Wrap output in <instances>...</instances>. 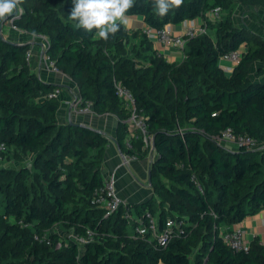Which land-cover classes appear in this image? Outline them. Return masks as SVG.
Returning <instances> with one entry per match:
<instances>
[{"label":"trees","instance_id":"obj_1","mask_svg":"<svg viewBox=\"0 0 264 264\" xmlns=\"http://www.w3.org/2000/svg\"><path fill=\"white\" fill-rule=\"evenodd\" d=\"M238 1L264 7V0H184L160 17L152 0H136L127 15L142 16L155 30L222 8L207 32L188 39L176 62L165 59L144 28L122 26L107 41L95 30L75 28L72 0H19L21 12L0 19V141L35 154L32 168L0 169V264H193V253L198 264H264L258 237L235 250L221 236L264 209V64L251 77L253 65L264 63V35L234 23ZM255 17L264 30V19ZM11 19L46 37V55L76 84L84 104L119 119L116 140L126 155L156 153L150 165L153 196L129 203L134 221L124 207L105 216L92 203L105 182L101 164L110 136L59 122L61 103L48 95L60 85L32 69L31 43L5 37ZM241 48V61L229 76L221 56ZM118 83L134 94L152 146L140 133L128 138L131 113ZM229 127L256 138L262 148L219 143L214 137ZM32 176L40 188L29 182ZM148 213L161 227L169 218L177 221L166 245L134 232ZM90 230L94 237L84 245L71 236H88Z\"/></svg>","mask_w":264,"mask_h":264},{"label":"crops","instance_id":"obj_2","mask_svg":"<svg viewBox=\"0 0 264 264\" xmlns=\"http://www.w3.org/2000/svg\"><path fill=\"white\" fill-rule=\"evenodd\" d=\"M17 7L13 10L15 12ZM264 7L258 6L255 8L239 5L233 12L234 23L241 27L250 29L256 33L264 35V30L260 27L256 17L264 19ZM12 12V13H13ZM204 17H198L194 20H188L180 25L169 24L167 27L171 28L175 33L183 34L188 26H200L203 24ZM129 29L146 28L142 16H129L126 25ZM4 32L10 41L19 43H31L33 49V57L30 60L32 69L39 74V76L48 82L59 84L62 86V104L69 99V94L75 92L76 84L64 73L52 70L50 65L43 59V45L40 38H36L33 34L26 31H14L11 27V22L8 21L4 27ZM211 32V30H210ZM213 33V32H211ZM213 35V34H212ZM213 37H215L213 35ZM155 47L164 55L169 62L182 60L184 52L178 48H169L161 46L157 40L153 42ZM264 63H257L263 65ZM221 66L226 73H232V65L228 61L221 60ZM61 109V107H60ZM59 109V112H60ZM58 112V113H59ZM67 123H79L90 127L103 130L110 136V141L105 150V155L101 164V170L105 178L116 173V186L119 194L132 203H141L149 200L153 196L150 179V165L155 158L156 153L151 151L145 158H133L126 155L116 140L117 128L119 119L114 114L88 113L80 114L73 106L72 102L69 105L67 116L64 118ZM59 122L60 119H59ZM139 131L132 126L129 128L128 138H133L138 135ZM229 145V144H228ZM234 148L233 146H228ZM235 149V148H234ZM243 226L246 231V242H250L258 237L264 243V209L255 214L247 216L241 223L236 224Z\"/></svg>","mask_w":264,"mask_h":264},{"label":"built area","instance_id":"obj_3","mask_svg":"<svg viewBox=\"0 0 264 264\" xmlns=\"http://www.w3.org/2000/svg\"><path fill=\"white\" fill-rule=\"evenodd\" d=\"M21 12V7L17 8V14ZM222 16V8L216 7L209 12L206 13V17L204 18L203 24L200 26L191 25L186 28L183 34L175 33L171 28L165 27L162 30H155L153 28L146 27L145 31L148 33V36L151 39H157L158 43L161 46H166L169 48H178L184 51L187 45V41L189 38L194 37L195 35L205 33L208 31V22H216ZM13 20L11 19V27L14 31H22V29L13 25ZM24 31V30H23ZM3 33L5 35L4 29ZM36 38H40L42 40L43 45V59L50 65L52 70L59 72L57 67H55L54 63L50 60L49 56L46 55L45 50L49 45L48 40L44 35H35ZM6 37V35H5ZM7 38V37H6ZM244 48H241L237 51H233L221 56L222 61H228L232 65V69L238 63H240L241 58L243 56ZM27 57L29 61L33 57V49L32 47L27 52ZM61 93V88L55 89L48 96L50 98L58 97ZM117 93L119 97L123 100L125 107L130 111V117L128 119L130 125L137 129L139 133L142 135L143 140L146 146H152L153 138L148 135L147 125L145 117L139 112L137 101L132 93V91L121 83L117 84ZM75 108L78 110L80 114H88V113H96L93 109L92 102L83 103L82 97L77 96L75 98ZM219 143L226 144L227 143H235L234 148H239L241 146H246L249 149H260L262 148V143L259 142L256 138L245 135V134H235L232 128H227L222 132L221 135L214 137ZM130 145V143H128ZM8 150V146L5 142L0 141V156L3 155ZM153 150V149H152ZM135 158V156H131ZM117 178L116 173L105 178L104 185L96 190L92 203L98 207H101L105 210V216H109L117 212L121 207H124L126 210V217L131 221L135 220L134 209L129 205V201L123 198L116 186ZM147 222L139 221L138 225L134 228V232L139 235H149L150 239H153L160 245H166L171 237L173 236V228L177 225V221L173 218H169L164 227L160 226L159 219L157 216H154L150 213L147 214ZM134 223V222H133ZM246 231L243 226L238 225L236 227H232L230 229H226L225 232L222 233L223 241L235 250H244L248 248V244L246 242ZM71 236L80 242L82 245L92 240L94 237V232L89 231L88 236H76L75 234H71Z\"/></svg>","mask_w":264,"mask_h":264},{"label":"clouds","instance_id":"obj_4","mask_svg":"<svg viewBox=\"0 0 264 264\" xmlns=\"http://www.w3.org/2000/svg\"><path fill=\"white\" fill-rule=\"evenodd\" d=\"M184 0H152V6L160 17L168 15L173 8H179ZM19 0H0V19L13 12ZM69 19L73 26L86 33L95 30L97 38L105 41L114 37L129 20L127 15L136 5V0H72ZM167 27V25H165Z\"/></svg>","mask_w":264,"mask_h":264},{"label":"rangeland","instance_id":"obj_5","mask_svg":"<svg viewBox=\"0 0 264 264\" xmlns=\"http://www.w3.org/2000/svg\"><path fill=\"white\" fill-rule=\"evenodd\" d=\"M239 5H242L241 2H236L235 4V8L238 7ZM264 12V11H263ZM264 14V13H263ZM264 16V15H263ZM151 39V38H150ZM154 42V39H151ZM157 40V39H155ZM176 62V61H175ZM258 65L255 64L253 65L252 68V72H251V77H255L256 76V69H257ZM227 75H231V73H227ZM60 88H62V86H60ZM61 93H62V89H61ZM60 93V95L57 97L60 101V103L62 102V94ZM69 99H67L65 101L64 104H62L60 112L58 113V118L60 119V123L61 124H68L64 118L67 116V112H68V108L70 103L72 102L73 106H75V98L77 96L81 97V95L79 94L78 89L76 88L75 92H72L71 94H69ZM131 126V125H130ZM230 146H235V143H227ZM262 145V144H261ZM261 149V148H260ZM34 153L32 151L29 150H15L14 148H9L6 153H4L3 155L0 156V169L4 168V169H10L13 170L14 172H17L18 170H20L23 166H27L29 168L33 167V159H34ZM12 179H15V176L12 177ZM29 182L31 184H37V187H41L39 185V180H37V178L35 176H32L31 178H29ZM41 182V181H40ZM193 264H198L197 263V258L195 253H193Z\"/></svg>","mask_w":264,"mask_h":264},{"label":"water","instance_id":"obj_6","mask_svg":"<svg viewBox=\"0 0 264 264\" xmlns=\"http://www.w3.org/2000/svg\"><path fill=\"white\" fill-rule=\"evenodd\" d=\"M17 13V10L15 11V12H13V13H10L9 15H8V18H10L11 17V15H13V14H16ZM144 19V18H143ZM73 123V122H72ZM97 129V128H96ZM98 131H100V132H104L103 130H101V129H97ZM149 175H150V179H149V181H150V183H151V171L149 172Z\"/></svg>","mask_w":264,"mask_h":264}]
</instances>
